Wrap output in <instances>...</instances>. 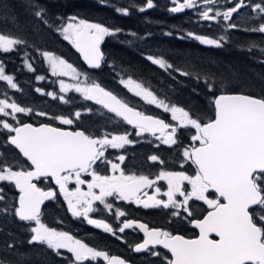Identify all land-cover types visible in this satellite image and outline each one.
Here are the masks:
<instances>
[{
	"label": "snow or ice",
	"instance_id": "6c2138e0",
	"mask_svg": "<svg viewBox=\"0 0 264 264\" xmlns=\"http://www.w3.org/2000/svg\"><path fill=\"white\" fill-rule=\"evenodd\" d=\"M99 2L106 4L107 0ZM228 2L233 6L221 12L212 7L217 0H171L173 6L169 11L181 13L186 9H200L198 15L201 20L219 22L218 18L221 17L224 21H231L233 14L238 13L241 8L251 7L257 13L253 19L261 21L258 26L241 29L238 23L233 22L227 27L264 33V2ZM201 4L204 7L201 8ZM23 6L38 22L51 26L46 18V9L39 0H24ZM154 6L153 0H145V5L139 6L138 11L144 12ZM0 7L7 11L8 5L0 2ZM131 7L132 4L127 7L117 6L114 10L126 16L130 14ZM58 31L80 53L90 68L99 69L105 59L101 43L105 37L114 36L122 30L71 16ZM165 34L172 35L170 32ZM131 35L135 37L137 34ZM179 38L194 39L201 45L214 47H222V41L226 39L224 36L217 39L193 32H187ZM26 43L18 37L0 32V53L16 51L18 45ZM252 47L256 45L253 44ZM261 51L264 52V49ZM41 55L53 76L69 77L73 81L67 83L64 79H59V93L74 91L85 100L94 101L128 125H132L137 136L149 133L162 140L165 145L171 146L177 144L178 129H194V134L190 135L191 144L182 150L181 167L183 163L191 161L196 172L195 175H188L184 171L161 170L155 179H150L147 175H126L121 168L126 157L119 155L116 157L119 161L117 163L108 160L105 152L108 148L121 149L126 144L133 143L129 139V133L105 132L101 136H94L83 130L68 131L48 124L34 127L30 123H21L17 114L29 115L32 109L21 106L14 100L10 101L5 92V98L0 99V130L8 133L6 143L19 150L26 164L21 167L18 163L10 162L0 152V182H8L18 190L14 203L0 206V215H13L19 221L34 222V226L29 229L30 245H46L57 255L61 254L59 250L66 249L73 257L70 264H86L97 261L98 258L107 261V264H126L125 260L90 247L69 232L57 230L42 222L41 206L45 201L54 199L57 193L51 189L43 190L36 182L52 179L59 186V192L73 217H83L89 225L103 229L117 239H122L117 236V232L124 233L126 229L137 228L142 231L145 238L133 247L137 253L148 252L151 256L161 257L162 253L155 250L159 245L171 254V258L162 257L165 264H264V97L229 93L221 85L220 93L209 98L214 118L202 119L200 116L194 117L183 107L158 98L152 90L131 76L120 79V83L134 96L170 113L171 120L176 122L172 124L130 106L66 59L50 51H42ZM146 59L166 72L171 69L182 76L192 75L188 71L175 68L162 57L148 55ZM24 64L29 71H35L28 62L27 53ZM200 78L197 74L196 79ZM36 79L42 81L45 77L38 75ZM0 81H6L11 89L19 90L14 77L6 74L2 61ZM204 82L210 92L216 90L211 77L205 76ZM36 91L64 103L69 102L64 95L45 93L41 88H36ZM36 114L47 115L45 112ZM74 116L79 119L81 113L77 111ZM52 118L63 125L74 124V120L66 116ZM149 159L156 162L159 157L152 155ZM98 161L110 165L112 174H100L94 168ZM82 175L90 176L91 180L83 179ZM161 180L167 182V191L164 192L167 200L157 199L156 195L147 196V199L141 198L145 188L154 187ZM185 182L190 185V190L185 187ZM70 183H74L75 187L70 189ZM85 184L87 191L81 187ZM155 191L158 194L161 189L156 187ZM2 192L3 189L0 188V193ZM177 196L182 199L178 200ZM108 197L134 202L144 208H171V215L174 217L186 213L183 218L199 229V236L189 239L163 229H150L146 224L134 220H124L121 226L114 229L103 219L89 218L90 213L99 210L94 207L95 202H99L112 214L114 206L106 201ZM3 200L4 196L0 195V201ZM190 201H202L207 205V213L202 219L194 217ZM114 215L119 221L120 217L125 216V212L116 209ZM213 234L218 239H212ZM0 264L4 262L0 261Z\"/></svg>",
	"mask_w": 264,
	"mask_h": 264
},
{
	"label": "trees",
	"instance_id": "16d2710c",
	"mask_svg": "<svg viewBox=\"0 0 264 264\" xmlns=\"http://www.w3.org/2000/svg\"><path fill=\"white\" fill-rule=\"evenodd\" d=\"M55 1L56 3L39 0L46 9V18L51 25L48 26L38 22L23 6L24 2L21 0H0L8 5L7 11L3 9V12L12 21L9 23L0 18V32L27 42L25 45H18L16 51L0 53V61L4 64L6 74L14 77L18 91H21L29 100L40 99L38 110L54 116L72 118L75 126L88 134L99 135L101 132L102 116H100L101 111L98 107L87 101L78 100L72 94L65 96L69 102L64 103L59 99L51 100L46 95L34 93L36 88L49 90L48 87L35 80L36 76L47 74L46 66L40 57L42 51H50L66 59L79 71L87 73L92 80L110 91L120 90L117 83L118 76L122 78L131 76L152 90L158 98L183 107L194 117L200 116L202 119L212 116L209 98L220 93L221 85L223 90L229 93H245L264 97V52L260 53L252 48L250 40L252 37L242 38L241 35H236L235 46L225 45V43L219 48L202 47L199 44L188 42L189 39L179 38L185 30L193 32V28L189 26L191 25L190 19L172 18L169 30L165 31L158 28V19L152 22L151 18L135 13L134 4L130 1L107 0L106 4H101L99 0ZM129 4L133 5L129 9V15H121L114 10L117 6L127 7ZM66 16H76L79 19L122 30L114 36L105 37L101 43V50L105 57L101 68L87 70L80 62L72 45L65 41L57 31L46 29L53 27L56 29ZM32 24L37 26V30L39 29L41 42H38L37 38L33 39ZM169 32L172 35L165 34ZM132 33L137 35L134 37ZM25 53H27L28 62L35 69L34 72L29 71L24 64ZM148 55L162 57L175 68L188 71L192 75L182 76L171 69L166 72L148 61L146 59ZM197 74L201 77L199 80L196 79ZM253 75H257V78ZM205 76L211 77V82L215 83L214 92L208 90L204 82ZM3 89H6V86L0 82V91ZM77 111L81 113L79 119L73 117ZM180 141H184V138ZM182 148L183 145L180 143L176 151L169 153L162 147H156L147 152V158L154 153L159 160L156 162H144L143 160L142 165L149 163L154 173L162 168L159 161L168 163L170 168H173L180 159ZM0 152L4 153L8 161L18 163L21 167L25 166L26 163L16 159L17 155L10 152L3 141H0ZM140 162L141 159L138 158L136 164L140 166ZM138 168L141 170V167ZM0 188L3 189L1 195L4 196L1 206L14 203L11 184L0 182ZM63 207L59 201L58 206L47 204L45 215L49 225L56 221L60 231H67L70 220ZM196 209L198 211V208ZM29 229V224L17 221L13 215H0V261L4 264H28L29 261L31 264H70V257L67 254L54 256L38 244L30 245L28 243L31 236ZM9 245L13 247L10 248ZM163 256L166 255L162 252L161 257H155L154 260L143 264H165Z\"/></svg>",
	"mask_w": 264,
	"mask_h": 264
},
{
	"label": "flooded vegetation",
	"instance_id": "af4514ba",
	"mask_svg": "<svg viewBox=\"0 0 264 264\" xmlns=\"http://www.w3.org/2000/svg\"><path fill=\"white\" fill-rule=\"evenodd\" d=\"M85 1H88V0H85ZM119 1L121 2L130 1V3L134 4L133 8H134L135 13H141L143 16L145 15L148 18H151L152 22L154 19H158V23H159L158 28H162L165 31L169 30L171 26L172 18H176L180 20L190 19L191 25L189 26L193 28L194 33L199 34V35L201 34L207 37L222 34L224 37H226V39L222 41L223 45L226 43L225 45L235 46V42H234L235 36L241 35L242 38L252 37L250 39L252 41L251 43L252 45L253 44L256 45V47H252L253 49H264V33L236 30V29H229V28L228 30L224 31L222 27L220 26V23H224V22L227 25L233 22L238 23L241 29L252 28V27L258 26L261 21L259 19H253V17L257 16V13L253 12L251 7L241 8L238 13L233 14L231 21H224L221 17V18H218L219 22H213V21H204L201 19L198 20V16H199L198 12L200 9H186L185 11L181 13H172L171 11H169V9L173 6V4L171 3V0H153V3L155 6L151 9H147L144 12L138 11V8L139 6L145 5V0H119ZM50 2L56 3L55 0H50ZM262 2H264V0H246V3H250V4L262 3ZM214 5L221 12L233 6V4L229 3L228 0H217V3ZM214 5H212V7ZM202 7H204V5L201 4V8ZM57 28L58 27H56V29L55 27L46 28V29H52V30L57 31ZM188 42L195 43L196 45L198 44L201 45L200 43L194 42L192 40ZM201 46L210 47V48H219V47L206 46V45H201ZM3 85L6 86V89H3L2 91H0V99L5 98L3 93L6 92L7 98L10 101L14 100L21 106H25V107L32 109V113L29 115L17 114L21 123H30L34 126L40 125V124H48L53 127H58L61 129L81 130L80 128L75 126V123L73 125H61V124L55 123L52 117H56V116L52 114H47L45 116L37 115L36 113L43 112L42 110H38L39 103L41 102L40 99H36V101L29 100L27 99V96L25 97L22 94L21 91L10 90L7 87V85H5L4 83ZM34 91H35L34 92L35 94L41 95L36 90ZM119 91L121 90H114L111 92L117 95L118 98H121L122 100L127 102L130 106L135 107L137 110L143 111L148 115H153L155 117L161 118L165 120V122L175 124V121H172L171 118H167L166 114L161 113L160 111H157L154 105H149L145 101H143L141 98L134 96L133 93L129 92L127 88L126 90H122L124 92L123 95L119 93ZM50 99L57 100L53 98H50ZM95 106L98 107L101 111L100 116H102V119H101L102 128H101V132L99 135H95L92 133L90 134L94 136H101L105 132L114 133V134H124V133L130 134L129 139L133 141V143L128 144V145L126 144L121 149L108 148L107 151L105 152V156L107 157L108 160H112L113 162H117V163H119V161L116 159V157H118L119 155H124L126 157L124 163L121 164V168L124 170L126 175H130V174L147 175L149 176L150 179H155V177L158 175L159 171L161 170L184 171L188 175H195L196 169L194 165L191 163V161L183 163V167H181V163L183 162L182 155L180 156L179 161H177L178 163L173 168H170V164L164 162L161 164L162 165L161 170H159L156 173H154V171L152 170L153 167L149 165V163L147 165H142L143 160L144 162L151 161L149 158H147V152L153 149H156V147H162L168 150L169 153L171 151H176L180 143L181 145H183V148L188 147L191 144V141H190V135L192 134L191 129H187V128L178 129V132L176 134L177 144L171 145V146L165 145L164 143L161 142L162 140L157 139L155 136L149 133H144L141 136H137L135 134L136 129L133 126L128 125L121 118L116 117L114 113L108 112L102 106H97V105ZM102 112L104 113V115ZM10 122L15 123L13 121H10ZM7 136H8V133H6V131L0 130V141H3L4 145L8 146L10 152L12 151L17 155L16 159H20L21 161H24L20 157L18 152L14 150L9 144L6 143ZM182 138H184V141H180V139ZM139 146H141L140 149H139ZM152 155H155V154L153 153ZM138 158L141 159L140 166L136 164V161L138 162ZM174 160H175V157H174ZM138 167H141V170ZM94 168L102 175L112 174L110 165H106L99 161L97 162L96 165H94ZM82 178L85 180H91V177L88 175H82ZM36 183H37V186L42 188L43 190L51 189L57 193L54 199H49L45 201L44 204L41 206V220L47 226L56 228L57 230H59L57 226V222L54 221L52 222L53 223L52 225H49L47 222L48 220H46V215H45V212H46L45 206L50 203L58 206V201H59V203L65 207V210L69 216L68 219L70 220V225L68 227L67 232L73 235L76 239H80L82 242L88 244L90 247L96 248L97 250L106 251L110 256L121 257L122 259L129 262L130 264H143L146 261L155 259V256H151L148 252L137 253L133 250L134 245L142 241V234L138 231V229L136 228L126 229L124 233L117 232V236L122 237V239H117L112 234L105 233L103 229H98L93 225H89L84 218L73 217L67 209V204L63 198V195L56 191V188L52 186L50 179L49 180L42 179L41 181L36 182ZM74 187H75L74 183L69 184L70 189ZM81 187L83 189H86L87 185L85 184V185H82ZM156 187H159L161 189L160 193L158 194L155 191ZM185 187L188 190H190V185H187L186 182H185ZM12 190H13V186H12ZM96 191H99V190L97 189ZM166 191H167V182L163 180L157 181L154 187L145 188L143 190V192L141 193V198L147 199V196L156 195L157 199L167 200V197L164 195V192ZM13 193H14V201H15L16 193L14 192V190H13ZM144 193H147V195H144ZM177 199L180 200L182 199V197L177 196ZM106 201L108 203L113 204L114 206L112 214H110L108 210L103 207V205H100L99 202L98 203L95 202L94 207L99 210L91 213L92 215L96 213L94 217L92 218L93 219H103L105 220V222L109 223L114 229L121 226L124 220H134V221L146 224L150 229L151 228L163 229V230L171 232L174 235H182L185 238H195L196 237V231L190 226L188 219L183 218L186 215L182 214V216L180 217H174L171 215V212H172L171 208L164 209L162 206L144 208L142 205H137L134 202L117 200L114 197H108L106 198ZM189 203L194 210L195 218L201 219L207 213V210H208L207 205H205L202 201H190ZM196 208H198V211ZM116 209H119L125 212V216L120 217L119 221L115 218V215H114V212ZM15 219L19 221L17 218ZM19 222L24 223V224H29V225L34 224V222H22V221H19ZM211 238L214 239L213 237ZM38 245L41 248L49 250L50 253H52L54 256L55 255L58 256L55 251L48 249L46 245H40V244ZM155 250L161 253L163 252L169 258V255L165 251H163L161 248L156 247ZM59 251L61 254L62 253L67 254L68 256L72 258L71 253H68L67 250L65 251V249H61ZM105 262L106 261H104L102 258H98L97 261H89V262H86V264H104Z\"/></svg>",
	"mask_w": 264,
	"mask_h": 264
},
{
	"label": "rangeland",
	"instance_id": "374dc122",
	"mask_svg": "<svg viewBox=\"0 0 264 264\" xmlns=\"http://www.w3.org/2000/svg\"><path fill=\"white\" fill-rule=\"evenodd\" d=\"M22 2H24V0H21ZM41 1H50V0H41ZM213 8H214V10H218L216 7H215V5L213 6ZM3 9L4 8H2V7H0V18L1 19H4V20H6V17H7V20L6 21H8L9 23H12V21L9 19V17L3 12ZM69 17H71V16H66L65 17V19L63 20V22L60 24V26L57 28V32L59 33V35L63 38V35L60 33V31H58V29L62 26V25H64V24H66L67 22H68V18ZM79 19V18H78ZM198 20H200V18H199V16H198ZM209 25V24H208ZM32 27H31V30H32V32H33V34H34V37H33V39L34 38H37V40H38V42H41L42 41V37H40V31H39V29L37 30L36 29V25H31ZM220 26L222 27V29L224 30V31H226V30H228V27H227V24L224 22V23H220ZM187 32H191L190 30H185L184 32H183V34H182V36H184ZM194 33V32H193ZM201 35V34H200ZM221 36H223L222 34H218V35H214V36H211V37H214V38H219V37H221ZM185 39H189V40H192V41H194V42H197V43H199L198 41H196V40H194V39H190V38H185ZM36 40V39H35ZM66 41V40H65ZM68 42V41H67ZM69 43V42H68ZM70 44V43H69ZM255 51H257V52H260V53H263L262 51H261V49H254ZM42 55L40 54V57H41ZM42 58V57H41ZM42 60H43V62H44V65L46 66V72H47V74H46V76H44L45 77V79L44 80H42V81H38L36 78H35V80H36V82L37 83H39V84H41V85H43V86H45V87H48L49 88V90H46V91H44L45 93H47V92H55V93H57L58 95H64V96H66V95H69V94H72L73 96H76L77 98H78V100H81V101H86L83 97H82V95L81 94H79V93H75L74 91H70L69 93H67V94H64V93H59V84H58V80L59 79H64L67 83H72L73 81H71V79L69 78V77H56V76H53L52 74H51V70H50V68H49V66H48V64H47V62L42 58ZM82 72V71H81ZM255 78H257V75H253ZM122 77L121 76H118V78H117V83H118V88L121 90V91H119V93H121L122 95L124 94V92L122 91V90H126V88L120 83V79H121ZM81 79H83V77H81ZM126 79V78H125ZM1 83H4L5 85H7V82L6 81H0ZM7 87L10 89V90H15V89H11L8 85H7ZM41 89H43V88H41ZM47 97H50V98H52L51 96H48V95H46ZM2 99V98H1ZM155 109L157 110V111H160L161 113H164V114H166L167 115V118H171V114L170 113H166V112H164L163 111V109H160V108H157V107H155ZM73 117H75L74 116V114H73ZM5 119H8V118H5ZM53 121L55 122V123H58V124H61L60 122H59V120H57V119H53ZM174 123V122H173ZM176 123V122H175ZM61 125H63V124H61ZM187 129H190V128H187ZM191 131H192V134H194V129H191ZM191 141V140H190ZM162 142V141H161ZM128 145V144H127ZM82 190H84V191H87V188L86 189H83L82 188ZM97 193H98V191H97ZM0 195H1V193H0ZM1 203H2V201H0V206H1ZM98 203V202H97ZM66 204H67V202H66ZM172 211H173V209H171ZM96 214V213H95ZM95 214H89V218H92V217H94V215ZM183 214H185L186 215V213H183ZM80 218H83V217H80ZM31 226H34V224H32V225H30V227ZM65 251H66V249H65ZM64 253H62V254H60L61 256L63 255ZM60 255H58V256H60ZM71 256H72V254H71ZM70 257V256H69ZM73 259V257L71 258L70 257V261Z\"/></svg>",
	"mask_w": 264,
	"mask_h": 264
},
{
	"label": "water",
	"instance_id": "95a60500",
	"mask_svg": "<svg viewBox=\"0 0 264 264\" xmlns=\"http://www.w3.org/2000/svg\"><path fill=\"white\" fill-rule=\"evenodd\" d=\"M74 51H75V53H76V55L78 56V58H79V60H80V62L83 64V66L86 68V69H88V70H96V69H93V68H90L88 65H87V63L83 60V58H82V56L80 55V53H78L77 51H76V49L74 48ZM107 90V89H106ZM219 94V93H218ZM218 94H216V95H218ZM88 102H90V103H92V104H95V105H97V106H101V105H98V104H96L94 101H89V100H87ZM107 110V109H106ZM108 111V110H107ZM213 118H214V114H213V116H212ZM41 125V124H40ZM40 125H36V126H34V127H39ZM51 126V125H50ZM130 126H132V125H130ZM63 130H68V131H76V130H69V129H63ZM77 130H79V129H77ZM157 134H159V133H157ZM10 145V144H9ZM14 150H16L17 152H18V154L20 155V157L26 162V160H25V158H23V156H22V154H20L19 153V150L18 149H16L14 146H12V145H10ZM194 165V164H193ZM194 167H195V165H194ZM196 169V168H195ZM50 181H51V184H52V186L54 187V188H56V191L58 192V193H60L59 192V186L58 185H56L55 184V181L54 180H52V179H50ZM35 182V181H34ZM13 186V185H12ZM13 190H14V192L16 193V197L18 196V190L17 189H15L14 188V186H13ZM221 202H223V200H221ZM206 215V214H205ZM203 218V217H202ZM201 218V219H202ZM190 226L196 231V237L195 238H198V236H199V229H197V228H195L191 223H190ZM137 229V228H136ZM138 231L142 234V241H143V239L145 238L144 237V234H143V232L142 231H140L139 229H138ZM211 237H213L214 239H218V237H216L214 234L211 236ZM189 239H194V238H189ZM141 241V242H142ZM156 247H159V248H161L163 251H165L168 255H169V258H171V254L166 250V249H163L162 248V246H159V245H157ZM116 257H118V256H116ZM118 258H121V257H118ZM122 259V258H121ZM124 260V259H123ZM104 264H107V261L104 263ZM126 264H130L129 262H127L126 261Z\"/></svg>",
	"mask_w": 264,
	"mask_h": 264
}]
</instances>
